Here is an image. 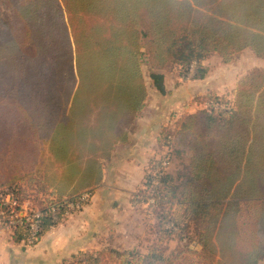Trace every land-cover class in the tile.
Returning a JSON list of instances; mask_svg holds the SVG:
<instances>
[{
    "label": "trees",
    "instance_id": "16d2710c",
    "mask_svg": "<svg viewBox=\"0 0 264 264\" xmlns=\"http://www.w3.org/2000/svg\"><path fill=\"white\" fill-rule=\"evenodd\" d=\"M245 48L264 57V0H0V151L9 143L26 164L21 180L35 183L31 193L15 181L4 186L20 203L30 199L40 209L39 238L64 216L57 204L79 196L74 155L107 157L123 138L122 126L144 106L142 57L152 85L164 94V71L177 67L185 76L194 65L191 77L200 79L210 55L228 62ZM200 101L212 105L160 133L168 165L154 185L155 160L148 163L137 198L152 192L163 198L153 225L157 249L79 251L65 263L172 264L194 254L199 264H258L264 253V68L242 76L231 99L208 94ZM76 133L89 142L74 147ZM45 149L56 166L52 187L35 163ZM41 165L47 171L48 164ZM243 217L259 237L246 248L239 242ZM189 221L198 229L194 237ZM27 233L26 224L18 225L14 240ZM174 236L184 243L165 257L161 245Z\"/></svg>",
    "mask_w": 264,
    "mask_h": 264
},
{
    "label": "crops",
    "instance_id": "0c3cea01",
    "mask_svg": "<svg viewBox=\"0 0 264 264\" xmlns=\"http://www.w3.org/2000/svg\"><path fill=\"white\" fill-rule=\"evenodd\" d=\"M247 51L252 54L251 59L238 60V55ZM263 61L264 57H258L252 49L245 48L234 53L228 62L222 61L217 53L210 55L202 61L207 71L200 79H192L189 73L183 76L177 67L164 71L166 92L160 94L151 84L144 106L135 113L129 127L122 126L123 138L113 142L107 157H92L86 153L74 155V195L84 191L90 193L82 209L74 212L71 221L51 227L32 246L14 240L12 231H0V264H63L67 257L79 251L140 247L145 228L138 218L137 198L145 188L148 163L161 155L160 133L164 128L174 129L181 116L203 107L200 100L194 99L196 96L202 98L214 94L231 99L238 80L252 68H264ZM77 135H74V147L79 148L89 142L88 139L79 140ZM5 148L0 151V189L6 188L4 184L15 181L27 193L33 192L35 183L21 180L28 172L26 164L14 156L9 143ZM45 154L35 163L41 166L38 172L43 178L46 176L51 185L50 175L56 166L46 149ZM44 163L48 164L47 171L41 165ZM95 172L99 176L98 182H95ZM242 219L245 225L253 227L249 219L239 218L240 233ZM252 230V239L246 244L259 241ZM190 246L200 251L199 244L193 242ZM174 253L173 250L165 251L163 256ZM263 258L264 253L260 260Z\"/></svg>",
    "mask_w": 264,
    "mask_h": 264
},
{
    "label": "built area",
    "instance_id": "2783aa9c",
    "mask_svg": "<svg viewBox=\"0 0 264 264\" xmlns=\"http://www.w3.org/2000/svg\"><path fill=\"white\" fill-rule=\"evenodd\" d=\"M193 69L194 65H191L189 75L193 73ZM206 105H212V103L209 102ZM226 106V103L220 105V107ZM167 165V151L164 150L161 155L155 159V163L149 170L152 184H158L159 177ZM89 197L90 193L84 191L74 201H62L61 204H57V206L63 208L64 215H66L73 211L81 210ZM161 200H163V198L158 192H152L147 194L141 201L148 206L150 214L153 215V210ZM57 206H53L51 211H56L58 208ZM40 218L41 211L32 200L25 199L20 203L9 189H0V231L9 230L13 232L18 225L26 224L28 233L26 238L21 242L26 246H32L39 240L38 232L40 228ZM53 218L56 219V216L53 215ZM166 227L171 228L172 225L168 223Z\"/></svg>",
    "mask_w": 264,
    "mask_h": 264
},
{
    "label": "rangeland",
    "instance_id": "374dc122",
    "mask_svg": "<svg viewBox=\"0 0 264 264\" xmlns=\"http://www.w3.org/2000/svg\"><path fill=\"white\" fill-rule=\"evenodd\" d=\"M249 50H251V48H248ZM252 57V54L247 51V52H243L241 54L238 55V60L240 59H243L245 61H249ZM221 58V57H220ZM256 59L258 60H263L262 58H257ZM257 62V61H256ZM214 64V63H213ZM264 64V61L263 63ZM142 72H143V76H144V82H145V85H146V88L148 90H150L149 88L152 86L151 84V80H150V77H149V72H150V69H149V64H148V61H147V58L146 57H142ZM192 76V73H190V77ZM195 100H201V97L199 96H196V98H194ZM201 102V101H199ZM203 103V102H201ZM225 103V102H224ZM223 103V104H224ZM201 106H206V104H202ZM145 188H146V185H145ZM141 194H139L138 197H140ZM159 208V207H158ZM139 209H140V212H139V220L142 221V223L144 224V228H145V231H144V234L142 236V240L140 242V249L142 252H146L148 251L149 249L150 250H156V246L158 245L156 242H158L159 240H157V233H156V226L154 227V217H155V209L153 210V215L150 214L149 212V208L147 205H145V203H143L141 200L139 201ZM74 212L76 211H73L69 214H66L64 216H62V219H60V221H58V223H62V224H65L67 223L69 220L71 221V219L74 218ZM245 221V220H244ZM57 223V224H58ZM56 224V225H57ZM241 233H240V245L244 248H246L247 246L250 245V242L248 244H246V242H248L250 239H252V237L250 236L251 235V227H248L247 225L244 224L243 222V219L241 221ZM186 229H187V232L190 234L189 236H195L198 229L197 227L191 222L189 221L188 223H186ZM250 231V232H248ZM192 237V238H193ZM184 243V240L181 241H178L175 236L174 238L172 239L171 242L168 243V240L167 242H163V244L161 246H166L167 247V251H172V250H177L178 248H180L179 246H182V244ZM180 244V245H179ZM191 245H193V243H191ZM195 246H192V248H194ZM196 248V247H195ZM93 250V249H92ZM76 254V253H75ZM66 260L69 262L70 261V256L66 258ZM71 263V262H70ZM70 263H63V264H70ZM200 261L198 259H196L195 257H192V256H183L181 257L180 259H178L175 263L173 264H199ZM153 264H163L162 262H154ZM259 264H264V258L260 260Z\"/></svg>",
    "mask_w": 264,
    "mask_h": 264
}]
</instances>
